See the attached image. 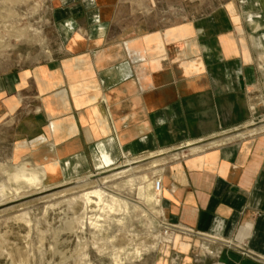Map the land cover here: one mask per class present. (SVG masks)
Returning a JSON list of instances; mask_svg holds the SVG:
<instances>
[{
  "label": "crops",
  "instance_id": "1",
  "mask_svg": "<svg viewBox=\"0 0 264 264\" xmlns=\"http://www.w3.org/2000/svg\"><path fill=\"white\" fill-rule=\"evenodd\" d=\"M47 15L51 51L0 72V163L59 182L183 148L160 176L178 229L155 264H264V124L219 140L251 93L264 106V0H51Z\"/></svg>",
  "mask_w": 264,
  "mask_h": 264
},
{
  "label": "rangeland",
  "instance_id": "2",
  "mask_svg": "<svg viewBox=\"0 0 264 264\" xmlns=\"http://www.w3.org/2000/svg\"><path fill=\"white\" fill-rule=\"evenodd\" d=\"M50 2L0 0V72L35 62L43 52L51 51L47 46L55 36L47 15ZM260 98V94H250L253 109H249L247 121L219 140L240 133L249 122L264 124V106L255 104ZM259 128L264 130V125ZM177 150L126 155L108 169L59 182L48 180L45 169L29 160L2 161L0 264H155L156 250L171 243L175 235L164 233L154 180L161 176L166 160L174 159L167 156ZM127 159L131 163H126ZM94 188L127 200L125 209L109 214L97 207L86 209L82 195ZM153 195H157V203ZM199 250L206 257L213 252L207 242L201 243ZM199 257L197 253L194 258L199 261Z\"/></svg>",
  "mask_w": 264,
  "mask_h": 264
},
{
  "label": "bare ground",
  "instance_id": "3",
  "mask_svg": "<svg viewBox=\"0 0 264 264\" xmlns=\"http://www.w3.org/2000/svg\"><path fill=\"white\" fill-rule=\"evenodd\" d=\"M175 155H178V153H176ZM129 162L131 163V160L127 159L126 163ZM154 163H158V160L154 161ZM126 172L127 171H123L122 173L125 174ZM156 193L160 195L159 190H156ZM82 199L84 200V206L86 209L94 210V207H97V209L104 212L105 214L123 211L127 205V200L120 198L114 194L108 193L101 188H94L92 190L85 191L82 195ZM152 199L157 203V195H153ZM90 220L93 224V219L90 218ZM95 223H98V220ZM101 225L102 224H100V226Z\"/></svg>",
  "mask_w": 264,
  "mask_h": 264
},
{
  "label": "built area",
  "instance_id": "4",
  "mask_svg": "<svg viewBox=\"0 0 264 264\" xmlns=\"http://www.w3.org/2000/svg\"><path fill=\"white\" fill-rule=\"evenodd\" d=\"M154 186H155L156 190L160 191V188H161V178L160 177L155 178ZM164 228H165L164 233H168V232L174 233L175 230L178 229L177 226H175L174 224L168 223V222L164 223Z\"/></svg>",
  "mask_w": 264,
  "mask_h": 264
},
{
  "label": "water",
  "instance_id": "5",
  "mask_svg": "<svg viewBox=\"0 0 264 264\" xmlns=\"http://www.w3.org/2000/svg\"><path fill=\"white\" fill-rule=\"evenodd\" d=\"M192 146V145H191ZM188 147H190V146H188ZM178 150H183V148H180V149H178Z\"/></svg>",
  "mask_w": 264,
  "mask_h": 264
}]
</instances>
